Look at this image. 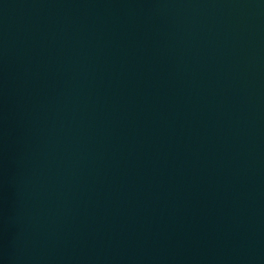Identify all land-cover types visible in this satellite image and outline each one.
Masks as SVG:
<instances>
[{"label": "water", "instance_id": "water-1", "mask_svg": "<svg viewBox=\"0 0 264 264\" xmlns=\"http://www.w3.org/2000/svg\"><path fill=\"white\" fill-rule=\"evenodd\" d=\"M0 264H264V0H0Z\"/></svg>", "mask_w": 264, "mask_h": 264}]
</instances>
